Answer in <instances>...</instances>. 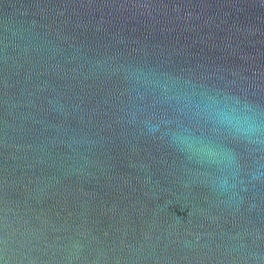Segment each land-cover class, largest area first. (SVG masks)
<instances>
[{
  "label": "water",
  "instance_id": "water-1",
  "mask_svg": "<svg viewBox=\"0 0 264 264\" xmlns=\"http://www.w3.org/2000/svg\"><path fill=\"white\" fill-rule=\"evenodd\" d=\"M0 264H264V0H0Z\"/></svg>",
  "mask_w": 264,
  "mask_h": 264
}]
</instances>
